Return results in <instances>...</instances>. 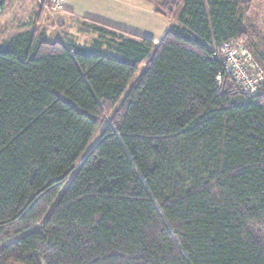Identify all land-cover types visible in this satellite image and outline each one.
Masks as SVG:
<instances>
[{"label":"trees","instance_id":"obj_1","mask_svg":"<svg viewBox=\"0 0 264 264\" xmlns=\"http://www.w3.org/2000/svg\"><path fill=\"white\" fill-rule=\"evenodd\" d=\"M252 1L151 0L179 8L157 42L0 41V264H264V78L220 50L264 75Z\"/></svg>","mask_w":264,"mask_h":264},{"label":"crops","instance_id":"obj_2","mask_svg":"<svg viewBox=\"0 0 264 264\" xmlns=\"http://www.w3.org/2000/svg\"><path fill=\"white\" fill-rule=\"evenodd\" d=\"M29 2L35 4L31 10L34 18L24 23L17 20L16 32L31 28L41 29L50 39L71 40L76 44L84 41L83 36L86 38L88 35H94L84 18L154 42L159 41L175 22V19L156 12L151 0H63L61 8L57 9L49 6V0H16L11 7L3 8L4 13L13 16L20 12L21 8L25 9Z\"/></svg>","mask_w":264,"mask_h":264},{"label":"rangeland","instance_id":"obj_3","mask_svg":"<svg viewBox=\"0 0 264 264\" xmlns=\"http://www.w3.org/2000/svg\"><path fill=\"white\" fill-rule=\"evenodd\" d=\"M16 0H6L4 8H9ZM17 3V2H16ZM27 7L25 9H20V12L14 14L13 16L6 15L3 9L0 12V41L4 38L9 37L10 35L16 32L17 27L15 25L18 24L17 20H22L24 23L25 21L31 20L34 18L32 15L33 10L32 6L34 7L35 4L33 2L27 3ZM179 12V8L176 10L174 15H172V20L177 19V14ZM6 15V16H5ZM33 16V17H32ZM175 23V22H174ZM89 26L94 30V35H88L86 38L83 36L84 39L81 44H91L92 41L99 42V44L104 47V44L107 40L114 39L120 40L122 37L119 34H112L109 31L105 34H100L92 27L90 24ZM242 27L247 32V36L249 40H253L255 46L259 49L264 50V0H253L251 7L248 11H246L242 17ZM90 30V32H91ZM94 38L92 39V37ZM249 44V42H247ZM94 136H92V140L90 141L89 146L95 142L98 137L99 130L95 131Z\"/></svg>","mask_w":264,"mask_h":264},{"label":"built area","instance_id":"obj_4","mask_svg":"<svg viewBox=\"0 0 264 264\" xmlns=\"http://www.w3.org/2000/svg\"><path fill=\"white\" fill-rule=\"evenodd\" d=\"M63 0H49V6L53 9L61 8ZM223 59L226 64V71L229 72L234 78L242 81V86L245 92L253 93L258 88L257 80L264 78L263 72L257 70L252 74L253 68L256 67L255 62L246 63L242 60V55L246 52L240 45H234L230 42L224 43L220 48ZM249 75L255 77L249 78Z\"/></svg>","mask_w":264,"mask_h":264}]
</instances>
